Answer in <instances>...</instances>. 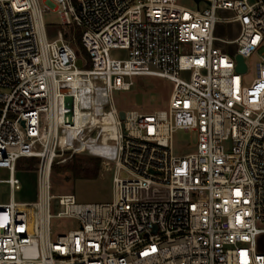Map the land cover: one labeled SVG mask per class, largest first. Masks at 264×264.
Returning a JSON list of instances; mask_svg holds the SVG:
<instances>
[{
	"label": "built area",
	"instance_id": "1",
	"mask_svg": "<svg viewBox=\"0 0 264 264\" xmlns=\"http://www.w3.org/2000/svg\"><path fill=\"white\" fill-rule=\"evenodd\" d=\"M194 2L0 0V264H264V53L244 80L264 41V0ZM50 9L81 31L83 67L61 29L50 37ZM135 75L171 81L168 106L121 119L113 95ZM68 96L74 110L113 113L115 137L88 119L72 135ZM178 129L197 133L184 155ZM66 152L113 173L110 201L53 194ZM31 157L36 198L18 201L17 164ZM53 217L77 227L54 236Z\"/></svg>",
	"mask_w": 264,
	"mask_h": 264
},
{
	"label": "rangeland",
	"instance_id": "2",
	"mask_svg": "<svg viewBox=\"0 0 264 264\" xmlns=\"http://www.w3.org/2000/svg\"><path fill=\"white\" fill-rule=\"evenodd\" d=\"M178 3L182 6L189 8L195 7L194 0H178ZM43 20L49 26L48 31L50 37L54 38L56 32L61 29L64 33L65 41H70L73 46L78 50L79 45V29L73 25H62L61 15L57 10H48L43 13ZM232 34V33H231ZM235 34V33H233ZM232 34V35H233ZM264 53V41L258 50L255 57L248 60L249 69L244 75L245 83L248 84L255 77L256 69L255 63L258 60V54ZM117 54V52H115ZM79 56L81 57L77 61V65L83 67V57L86 54L80 47ZM87 66V65H86ZM133 85L129 90H118L114 92L113 101L114 105L121 109H139L141 111H153L156 109L167 108L169 97L172 91L173 83L165 78L156 75H135L132 77ZM197 141V133L193 130L178 129L174 134V148L176 154L184 155L194 150V145ZM92 159H98L94 156L80 153L72 154L66 152L64 155L57 158V162L53 164L51 169V183L53 194L74 193L78 202H107L113 198V185L112 177L113 173L109 171H103L100 159L99 174L95 178L84 177L74 178L73 172L67 169L68 164L77 162L84 166H93L90 161ZM21 169L19 177L23 181V188L15 195V200L27 201L35 199L36 192V178L37 168L39 161L35 164V169L29 170L27 160L21 158L18 163ZM2 177L7 178V172L5 169L1 171ZM122 177L127 176L125 171H121ZM3 200L7 201L10 196V190L7 185H2ZM51 231L55 236L60 232L67 231L71 228L77 227V222L69 218L53 217L51 219Z\"/></svg>",
	"mask_w": 264,
	"mask_h": 264
},
{
	"label": "bare ground",
	"instance_id": "3",
	"mask_svg": "<svg viewBox=\"0 0 264 264\" xmlns=\"http://www.w3.org/2000/svg\"><path fill=\"white\" fill-rule=\"evenodd\" d=\"M73 85H80L81 89H83L86 86H89L90 83H85L83 81H75ZM82 98V95H80ZM101 110L97 109V112H99ZM96 113H88L84 110H82L78 105L75 108V110L73 109V115L72 117H70L71 120V124H70V132L72 135H75L77 133V131L80 129L81 126L84 125V122L86 121V119H88L93 125H98L99 127H101V129L105 132V137L104 139L106 140L107 138H114L115 137V133L117 130V126L115 123V118L113 116V113L109 112V111H105V113L103 115H98ZM90 117H86L85 115L87 114ZM62 141L65 139L64 136H62ZM87 143H81V145H79V149L82 150V147H86Z\"/></svg>",
	"mask_w": 264,
	"mask_h": 264
},
{
	"label": "trees",
	"instance_id": "4",
	"mask_svg": "<svg viewBox=\"0 0 264 264\" xmlns=\"http://www.w3.org/2000/svg\"><path fill=\"white\" fill-rule=\"evenodd\" d=\"M79 34H80L79 45L77 44V47L79 50L81 47L83 52L87 56V53L81 44V31L80 30H79ZM90 66H91V63H90V61H88L87 67H90ZM24 159L27 160V162L29 164V166L27 167L29 170L35 169V164L38 161L37 158L31 157V158H24ZM20 160L18 161V163L20 162ZM90 161L93 163V166H84V165L78 164L77 162H74L72 164H68L66 168L70 169L73 172L74 178H80L81 176L95 178L99 174L100 162L98 159H92ZM17 167H18V169H21L19 164H17ZM52 168H53V166H52ZM18 174H19V172H18ZM35 198H36V192H35ZM31 200H34V199H30V201Z\"/></svg>",
	"mask_w": 264,
	"mask_h": 264
},
{
	"label": "water",
	"instance_id": "5",
	"mask_svg": "<svg viewBox=\"0 0 264 264\" xmlns=\"http://www.w3.org/2000/svg\"><path fill=\"white\" fill-rule=\"evenodd\" d=\"M237 59L239 62L237 70L239 72H245L247 67H246V64L244 63L243 57L238 55ZM66 105L68 106V108H70L69 115L72 117V115H73V98L71 96L66 97ZM119 114H120V118L124 119L125 110H120Z\"/></svg>",
	"mask_w": 264,
	"mask_h": 264
}]
</instances>
